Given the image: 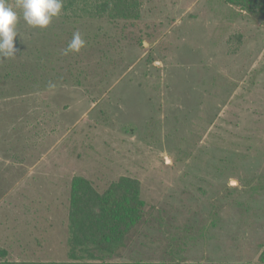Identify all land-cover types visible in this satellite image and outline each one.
<instances>
[{
  "label": "rangeland",
  "instance_id": "1",
  "mask_svg": "<svg viewBox=\"0 0 264 264\" xmlns=\"http://www.w3.org/2000/svg\"><path fill=\"white\" fill-rule=\"evenodd\" d=\"M142 3L141 19L93 25L94 39L59 27L79 29L80 50L50 41L30 92L0 97V262L69 260L78 175L101 191L140 182L157 242L135 246L144 260L258 262L264 18L225 0Z\"/></svg>",
  "mask_w": 264,
  "mask_h": 264
},
{
  "label": "trees",
  "instance_id": "2",
  "mask_svg": "<svg viewBox=\"0 0 264 264\" xmlns=\"http://www.w3.org/2000/svg\"><path fill=\"white\" fill-rule=\"evenodd\" d=\"M225 1L256 19L264 18V0ZM7 2L15 6L16 0H7ZM142 6V0H63L61 15L54 18L50 26L43 30L28 26L23 20L22 10L14 9L19 15L17 25L19 37L14 43L20 51L17 53L18 58L7 60L0 58V92H2L0 97H20L29 93L31 85L39 80L36 68L39 63H43V53L48 47L47 43L56 40L59 41L58 43L72 41L74 33L80 34L79 29H70L65 38L64 29L59 27L72 24L79 28L88 26L90 29L96 24L103 28L108 24H112L113 27L122 22L138 21L143 15ZM101 30L102 35H107L106 30ZM89 33L92 34V28ZM76 79L75 84H81V77L77 76ZM255 188L251 186L252 194L264 195V191L261 190L264 188V183L257 190ZM142 193L141 184L137 179L121 177L101 191L90 179L82 175L75 176L70 182L66 202L68 207L65 220L68 225L66 249L69 260L2 261L0 264H214L210 261L188 263L185 260L174 259L148 261L143 259L141 253L135 252L134 248L140 242L143 243L144 248L154 249L157 245L155 233L145 225L150 213ZM227 196L231 197L230 194ZM146 238L149 239L147 243L144 241ZM5 251L2 249L0 253ZM230 264H264V250L258 262Z\"/></svg>",
  "mask_w": 264,
  "mask_h": 264
},
{
  "label": "clouds",
  "instance_id": "3",
  "mask_svg": "<svg viewBox=\"0 0 264 264\" xmlns=\"http://www.w3.org/2000/svg\"><path fill=\"white\" fill-rule=\"evenodd\" d=\"M62 7L63 0H16L15 6L7 0H0V58H18L20 50L14 41L19 37V15L14 9L22 10L23 20L28 26L43 30L61 15ZM83 43L79 32L74 33L65 54L68 51H79Z\"/></svg>",
  "mask_w": 264,
  "mask_h": 264
},
{
  "label": "snow or ice",
  "instance_id": "4",
  "mask_svg": "<svg viewBox=\"0 0 264 264\" xmlns=\"http://www.w3.org/2000/svg\"><path fill=\"white\" fill-rule=\"evenodd\" d=\"M233 183H235V182H233Z\"/></svg>",
  "mask_w": 264,
  "mask_h": 264
}]
</instances>
